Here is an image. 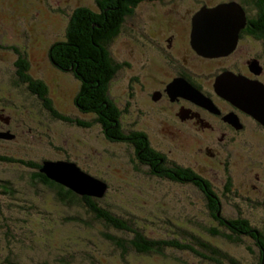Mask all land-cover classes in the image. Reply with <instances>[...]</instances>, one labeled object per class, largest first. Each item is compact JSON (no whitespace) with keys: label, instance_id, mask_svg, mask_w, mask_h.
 <instances>
[{"label":"rangeland","instance_id":"obj_1","mask_svg":"<svg viewBox=\"0 0 264 264\" xmlns=\"http://www.w3.org/2000/svg\"><path fill=\"white\" fill-rule=\"evenodd\" d=\"M113 1L116 0H0V129L4 127L3 132L14 135L12 140L0 139V156L18 161L0 165V264L8 260L17 264H218L176 248L157 246L164 256L142 252L132 243L135 234L106 227L62 188L36 181V170L22 165L21 160L37 164L46 160L77 162L107 184L100 205L126 219L150 241L177 239L193 243L189 232L201 242L221 249L238 264H264V255L250 237L243 235L235 243L213 234L215 229L222 234L230 232L210 216L205 192L192 183L155 176L136 159L132 140H110L103 134L97 116L82 114L76 97L86 87L84 83L90 84L87 80L92 75H85L80 64L64 66L67 63L57 61L53 49L70 42L69 25L76 10L89 7L100 15L108 9L105 12L111 15ZM143 1L146 3L136 7L131 16L123 17L122 30L114 43L106 46L109 59L121 70L107 91L118 110L123 111L119 110L122 131L126 137L136 131H149L145 134L149 144L168 160L164 168L175 163L202 174L219 196L223 216L247 219L264 234V132L253 123L244 136L239 135L241 141L228 148L229 155H222L216 163L214 158L209 161L200 154L205 145L201 135L192 138L187 134L180 141L158 132L161 128L156 120L168 118L169 112L160 109L163 101L152 92L172 78L159 66L165 64L164 56L161 50H155L157 41L151 40L148 26L152 21L159 23L155 30L175 27L171 26L174 18L188 10L192 18L203 7L212 9L237 2L246 12L243 30L253 16V0ZM212 2L218 4L205 6ZM151 14L155 18L149 19ZM114 16L115 13L110 20ZM167 16L171 22L163 27L160 17L167 21ZM154 39L159 41L160 34L156 33ZM248 41L240 43L241 54L235 53L226 61L234 60L242 66L257 51L264 52V41ZM190 47L189 54L193 51L191 42ZM256 61L264 65V59ZM24 62L29 65L31 79L47 84L51 109L46 99L42 101L36 95L38 88L27 79ZM225 80L231 83L228 77ZM55 111L73 122L58 119ZM135 116L140 118L137 127L130 124ZM76 120L90 123V127L84 128ZM228 176L232 180L229 191L238 193L227 191ZM4 182L9 183L8 188ZM108 235L122 239L125 247L109 242Z\"/></svg>","mask_w":264,"mask_h":264},{"label":"trees","instance_id":"obj_2","mask_svg":"<svg viewBox=\"0 0 264 264\" xmlns=\"http://www.w3.org/2000/svg\"><path fill=\"white\" fill-rule=\"evenodd\" d=\"M143 0H116L113 1L115 6H112V14L115 13L114 19L110 20L111 15H108L104 10L102 14H97L95 11H91L90 8L85 7L75 11L72 22L69 25V37L70 42L61 43V46H56L53 49V55L55 59L67 67H76L78 64L82 67V71L88 75H92L88 78V83L83 87L82 93L76 97V102L81 108L80 110L84 113H92L94 116L100 120V124L103 134L107 138L113 141L120 140H132V145L135 148L136 159L140 163L148 166L151 169V173L159 178L170 179L173 182H178L182 184H190L197 186L200 191L205 192L208 201V208L211 210L210 216L217 222L222 228H226L229 234H222L220 230L215 229V235H222L229 238L232 242H239L243 235L250 237L254 242L258 250L262 251L264 255V234L259 230L252 227L250 222L243 218L229 219L220 213V208H222V203L219 196L214 191L212 184L206 180L202 174L195 172L190 168L178 167V164L170 165L169 169L163 167L168 160L156 152L143 132H136L130 137H126L125 132L122 131V123L120 122L119 110L116 104L111 100L108 95L107 89L110 87L111 80L116 76L119 71L117 65L109 59L108 50L106 46H110L112 40L119 34L121 28L123 27V17L126 15H132L135 8ZM101 2V1H100ZM102 4V3H100ZM256 17H253L255 16ZM253 18L251 17L249 29L256 33V38L264 41V0H253ZM108 19V20H107ZM264 52H262L263 54ZM257 54H260L257 51ZM261 54V56H262ZM27 74V72H26ZM26 76V75H25ZM27 78V77H26ZM32 78V77H31ZM30 80V77L27 78ZM33 81V85L37 86L39 91V96L45 103L48 102V108L51 109L50 102L47 99V92L49 90L46 83L41 81ZM93 84L96 85L93 89ZM88 85V86H87ZM33 86V87H34ZM40 89V90H39ZM58 119L63 121L73 122L71 118L65 117L54 112ZM80 123L82 127H90V123L85 121L76 120ZM4 161L18 162L14 158H4ZM22 165L36 170L33 174L36 181L46 182L48 185L57 186L62 188L66 193L71 195L74 200H79L82 207L86 208L90 214H94V218L101 220L106 227H113L120 231H130L136 235V238L132 241L135 248L140 249L142 252L148 253V255H158L164 256L165 253L161 252V249L157 246H162L165 248H176L183 251L192 252L203 259L210 260L218 264H223L222 261H228L229 264H238L234 261L227 253L221 251L219 248L212 247L207 242H201L192 233L187 232L188 236L191 237L193 243L181 242L175 239L171 240H158L150 241V238L144 233L141 234L133 227L130 223L123 218L117 217L112 211L106 210L100 205V200L94 197L88 196H78L74 192L68 190L64 186L54 183L53 181L46 178L45 175L39 172L41 168L40 163H34L29 161H19ZM135 159H133V163ZM162 164V165H161ZM168 166V165H167ZM227 191H229L232 186L231 176L227 178ZM7 188L9 187V183ZM4 184V185H5ZM56 184V185H55ZM238 193V192H236ZM63 198V197H62ZM63 199H66L65 197ZM69 200V199H67ZM106 239L109 242H113L115 245L120 247H125V242L122 239L114 235H108ZM152 240V239H151ZM156 245V246H155ZM153 248V250H152ZM199 248V249H198ZM1 264H17L13 261L8 260L6 263Z\"/></svg>","mask_w":264,"mask_h":264},{"label":"flooded vegetation","instance_id":"obj_3","mask_svg":"<svg viewBox=\"0 0 264 264\" xmlns=\"http://www.w3.org/2000/svg\"><path fill=\"white\" fill-rule=\"evenodd\" d=\"M142 2L146 3L141 1L139 5L143 4ZM210 4L212 5L205 4V6L213 7L218 3L215 4L212 2ZM151 15L149 19L155 18L154 14ZM191 15L192 14L188 10L185 14L174 18V23L171 26L176 25L175 27L159 28V30H155L154 27L159 25V23L155 24L149 21L153 23V25H150L148 22L152 36L151 40L154 43L157 41L155 50L158 53H160L161 50L164 56L165 64H160L159 66L162 70L169 72L171 75L170 78H172L171 81L161 82L159 89L156 88L152 92V94L156 93V98L160 97L163 101L160 109L165 111L168 110L169 112L168 118H161L158 119V121L156 120V122H158L161 128V130L158 129V132L161 131L167 137L170 135L171 138L180 141L181 138L186 137L187 134L191 135L192 138L201 135L202 142H204L205 145H203L204 148L200 149V154L204 159L209 161H211V158H214L212 161L216 163L219 162L217 159L221 158L222 155H229L228 148L241 141V137L249 131L250 125L253 123H257L264 132V126L254 117L245 113L240 108L236 107L230 100L217 93L216 83L221 77H228V73H232L237 77L242 76L250 81H259L264 84V65L259 63L262 68L259 74L250 67L253 61H262L264 57H262L261 54H254L249 60L243 62L242 66H240V64L237 65V62L234 60L229 62L226 61L235 53L241 54V49H238L241 45L240 43L246 40H249L248 42H253V40L254 42L257 41L255 36L256 33H253V31L248 28L250 25V18L247 20V28L243 29L239 35L235 51L231 54L219 57H205L198 54L194 49L193 51L197 55L193 51L189 54L187 50L191 48L190 34L192 32L193 18H190ZM166 20L167 21H165L163 17H160L161 26H169L171 22L170 17L167 16ZM171 30L172 32L170 33L164 32ZM156 33L160 34L159 41L154 39ZM111 43H114V39ZM181 45H186L188 48L183 50ZM23 68L24 72H27L28 77L31 79L28 72V63L26 65L24 62ZM177 79L184 81L192 87V89L198 93V96L193 99L186 95L169 93V84ZM228 79L230 82L234 80L230 76ZM227 84L228 82L225 81V86ZM236 84L238 88L242 87L241 84ZM231 89L233 90V88ZM36 95L39 96V93ZM116 106L118 108V105ZM119 110L121 113L123 112L120 108ZM160 112L161 110L158 111L157 115H159ZM82 114L90 113H84L82 111ZM144 118L145 117H142L141 119L144 120ZM139 122L140 118L135 116L133 122L130 124L137 127ZM3 128L0 129V132L4 131ZM136 132H143L146 134L149 131L140 130ZM241 134L243 135L239 139L238 137ZM234 135L235 138L233 137ZM180 141H172V143L180 145ZM258 252L262 255L261 250H258Z\"/></svg>","mask_w":264,"mask_h":264},{"label":"water","instance_id":"obj_4","mask_svg":"<svg viewBox=\"0 0 264 264\" xmlns=\"http://www.w3.org/2000/svg\"><path fill=\"white\" fill-rule=\"evenodd\" d=\"M216 13L219 15V20ZM200 17H193V25L191 32V45L193 49L200 55L205 57L227 56L232 53L238 43L239 33L246 22L243 7L237 3H225L218 5L214 9L202 8ZM222 20V21H221ZM214 29V30H212ZM251 69L257 74L262 71L257 61H253L250 65ZM234 74L228 73V77ZM231 83L241 84L242 87L235 93L228 88L221 91L218 87L224 81L225 77H221L217 81L216 91L218 94L225 96L232 103L245 113L254 117L264 126L262 112L258 111L253 105L255 95H263L264 85L258 81H250L244 77H234ZM230 93V94H227ZM169 93L182 94L190 98L197 97L198 93L182 80H175L169 86ZM264 100V96H263ZM0 139H14L11 132H0ZM3 158L0 156V165ZM39 172L46 176L47 179L64 186L68 190L74 192L78 196H90L102 199L103 194L107 191V184L100 179L94 178L93 175L84 171L77 163L69 160L51 161L46 160L41 164Z\"/></svg>","mask_w":264,"mask_h":264},{"label":"bare ground","instance_id":"obj_5","mask_svg":"<svg viewBox=\"0 0 264 264\" xmlns=\"http://www.w3.org/2000/svg\"><path fill=\"white\" fill-rule=\"evenodd\" d=\"M214 9V8H213ZM243 11L245 12V10H244V8H243ZM200 12L197 14V17H200ZM216 16H217V18H215L216 20H219L220 18H219V15H218V13H216ZM245 17H246V12H245ZM222 21V20H221ZM246 23V22H245ZM242 28H243V26H242ZM256 61V60H255ZM225 79H226V77H225ZM224 79V81H226ZM233 90L232 91H238L240 88H238L237 87V84H233ZM221 91H225V89H221ZM226 92V91H225ZM235 92V93H236ZM227 94H230V93H228L227 92ZM230 95H232V94H230ZM263 96H264V92H263V95H259V94H257V95H255V97H254V99H253V105L255 106V108L258 110V111H260V112H262V117H263V119H264V100H263Z\"/></svg>","mask_w":264,"mask_h":264},{"label":"clouds","instance_id":"obj_6","mask_svg":"<svg viewBox=\"0 0 264 264\" xmlns=\"http://www.w3.org/2000/svg\"><path fill=\"white\" fill-rule=\"evenodd\" d=\"M203 8H206V7H203ZM192 25H193V19H192ZM121 31V30H120ZM238 44V43H237ZM236 47H237V45H236ZM236 47H235V49H236ZM235 49H234V51H235ZM255 50L257 51V48H255ZM233 51V52H234ZM231 54V53H230ZM232 76H234V77H237V76H235V75H232ZM232 76H230V77H232ZM172 82H174V81H172ZM259 82V81H258ZM261 83V82H260ZM231 84L232 83H229V84H227L226 86H225V82L224 81H222L221 83H220V86L218 87L220 90L221 89H223L224 87H226V88H228L229 90H231ZM262 84V83H261ZM171 85V84H170ZM216 85H217V83H216ZM264 85V84H263ZM217 88V87H216ZM169 91V90H168ZM221 95V94H220ZM221 96H223V95H221ZM223 97H225V96H223ZM226 98V97H225ZM229 100V99H228ZM232 102V101H231ZM261 124V123H260ZM262 125V124H261ZM2 157V156H1ZM3 158V157H2ZM3 162H4V159H3Z\"/></svg>","mask_w":264,"mask_h":264}]
</instances>
